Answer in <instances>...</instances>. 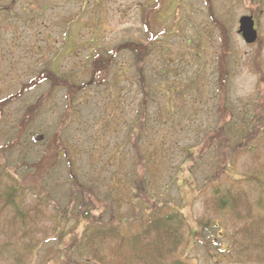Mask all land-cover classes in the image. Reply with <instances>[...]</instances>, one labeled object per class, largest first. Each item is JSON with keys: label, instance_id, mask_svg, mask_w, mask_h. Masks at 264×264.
Here are the masks:
<instances>
[{"label": "rangeland", "instance_id": "374dc122", "mask_svg": "<svg viewBox=\"0 0 264 264\" xmlns=\"http://www.w3.org/2000/svg\"><path fill=\"white\" fill-rule=\"evenodd\" d=\"M153 1L0 0V153L31 202L46 204L31 264H93L71 244L84 224L141 228L157 204L184 218L188 264H215L193 242L197 190L264 168V0H166L165 31L139 72L129 44L145 42L141 9ZM250 14L254 44L237 32ZM112 48L93 82V55ZM242 138L260 143L256 155ZM68 210L89 219L62 223Z\"/></svg>", "mask_w": 264, "mask_h": 264}, {"label": "trees", "instance_id": "16d2710c", "mask_svg": "<svg viewBox=\"0 0 264 264\" xmlns=\"http://www.w3.org/2000/svg\"><path fill=\"white\" fill-rule=\"evenodd\" d=\"M165 3L166 0H154L141 9L145 42L129 44L139 72L149 46L165 31L163 23L159 21ZM117 50L112 48L105 57L93 55V82L100 84L104 81L107 76L105 71ZM48 71L43 69L21 91L32 89L46 79ZM204 140L210 141V138L207 136ZM199 146V151H202L203 147ZM241 146L250 155H256L260 143L255 146L248 143L247 138H242ZM59 149L69 163L68 150L63 146ZM195 149L198 151L197 146ZM207 180L206 184L202 182L197 190L199 194L194 198L201 199V210L195 219L200 232L193 242L208 250L215 264H264V168L232 176L228 180ZM29 198L26 187L17 182L11 167L0 153V258L6 254V264H31L39 244L46 238L42 228L47 219L43 207L46 204L39 197L32 202ZM162 206L157 204L141 228L127 230L116 224H95L92 227L84 224L80 239L72 240V248L76 246L79 253L93 264H188L186 258L181 256L182 249L188 243L184 218L175 205L165 209ZM70 217L76 223L83 218L89 219L87 212L79 211L72 216L68 210L62 216V223H66ZM41 232L44 235L39 238L36 234Z\"/></svg>", "mask_w": 264, "mask_h": 264}, {"label": "water", "instance_id": "95a60500", "mask_svg": "<svg viewBox=\"0 0 264 264\" xmlns=\"http://www.w3.org/2000/svg\"><path fill=\"white\" fill-rule=\"evenodd\" d=\"M237 32L241 35L246 44L254 43L258 38L255 28L254 19L250 15H243L238 19Z\"/></svg>", "mask_w": 264, "mask_h": 264}, {"label": "flooded vegetation", "instance_id": "af4514ba", "mask_svg": "<svg viewBox=\"0 0 264 264\" xmlns=\"http://www.w3.org/2000/svg\"><path fill=\"white\" fill-rule=\"evenodd\" d=\"M250 16H252V14H250ZM253 17V16H252ZM254 18V17H253ZM255 22V21H254ZM256 28V27H255ZM257 30V29H256ZM258 31V30H257ZM258 33V32H257ZM254 44V43H253Z\"/></svg>", "mask_w": 264, "mask_h": 264}]
</instances>
